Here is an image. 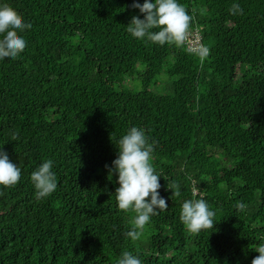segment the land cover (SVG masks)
Returning a JSON list of instances; mask_svg holds the SVG:
<instances>
[{
  "label": "trees",
  "instance_id": "trees-1",
  "mask_svg": "<svg viewBox=\"0 0 264 264\" xmlns=\"http://www.w3.org/2000/svg\"><path fill=\"white\" fill-rule=\"evenodd\" d=\"M0 2L32 25L25 51L0 61V148L22 170L0 187V264H117L124 251L142 264H252L264 243V0H178L204 57L133 38L143 16L131 5L144 0ZM133 126L154 145L168 204L137 241L105 168ZM49 159L58 187L38 200L30 177ZM187 199L208 203L215 228L186 229Z\"/></svg>",
  "mask_w": 264,
  "mask_h": 264
},
{
  "label": "clouds",
  "instance_id": "clouds-1",
  "mask_svg": "<svg viewBox=\"0 0 264 264\" xmlns=\"http://www.w3.org/2000/svg\"><path fill=\"white\" fill-rule=\"evenodd\" d=\"M133 10H138L139 16H133L126 27L127 32L135 39L147 40L153 44L164 46L175 44L180 46L186 40L189 32L191 16L178 0H144L141 4L133 2ZM231 14H242L239 3H233ZM32 25L8 4L0 2V61L13 60L20 56L27 47V41L22 35L30 30ZM117 158L111 166L105 165L108 179L113 176L119 186L115 189L118 208L123 211L136 213L132 221V228L127 236L139 240L144 234L151 217L158 214V210H165L168 204L161 197V176L152 164L154 145L149 143L146 131L140 127H130L118 140ZM22 170L13 163L9 154L0 148V187L15 186L21 180ZM38 200L47 198L57 190V178L53 171V161L41 163L30 177ZM168 189L173 195H181L180 186L174 184ZM198 191V189H194ZM150 198V199H149ZM238 211H245L246 205L242 201L236 203ZM215 212L204 199L184 200L181 207L180 220L192 234L215 228ZM259 255L252 260V264H264V243L256 247ZM117 264H142L137 255L124 251Z\"/></svg>",
  "mask_w": 264,
  "mask_h": 264
},
{
  "label": "built area",
  "instance_id": "built-area-1",
  "mask_svg": "<svg viewBox=\"0 0 264 264\" xmlns=\"http://www.w3.org/2000/svg\"><path fill=\"white\" fill-rule=\"evenodd\" d=\"M190 52L199 53L202 57L209 54L207 47L203 43L202 33L198 29H189L184 43Z\"/></svg>",
  "mask_w": 264,
  "mask_h": 264
},
{
  "label": "rangeland",
  "instance_id": "rangeland-1",
  "mask_svg": "<svg viewBox=\"0 0 264 264\" xmlns=\"http://www.w3.org/2000/svg\"><path fill=\"white\" fill-rule=\"evenodd\" d=\"M240 77V76H239ZM125 87H130L131 89H137L138 88V85H136V82L135 84L132 82L131 79H127L124 84H123ZM162 91V89H161Z\"/></svg>",
  "mask_w": 264,
  "mask_h": 264
}]
</instances>
